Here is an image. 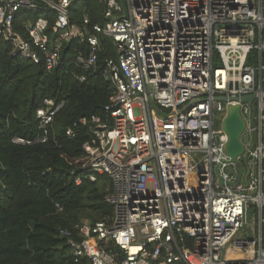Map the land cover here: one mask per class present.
I'll use <instances>...</instances> for the list:
<instances>
[{"label":"built area","instance_id":"obj_1","mask_svg":"<svg viewBox=\"0 0 264 264\" xmlns=\"http://www.w3.org/2000/svg\"><path fill=\"white\" fill-rule=\"evenodd\" d=\"M97 1L103 20L90 31L85 9L82 24L69 21L73 0H0V43L48 72L71 39L87 46L70 61L81 70L97 66L98 35L114 45L101 71L115 88L107 115L65 130L89 126L82 168L92 181L108 176L113 207L109 221H81L76 237L59 230L74 260L264 264V0ZM65 105L45 98L35 113L40 133L13 140L45 142ZM231 105L245 125L236 162L225 152Z\"/></svg>","mask_w":264,"mask_h":264},{"label":"trees","instance_id":"obj_2","mask_svg":"<svg viewBox=\"0 0 264 264\" xmlns=\"http://www.w3.org/2000/svg\"><path fill=\"white\" fill-rule=\"evenodd\" d=\"M82 9L91 31L92 24L103 20L104 5L73 0L71 23L82 24ZM15 25L23 33V26L17 21ZM98 37L97 66L88 70L70 64L77 54H86L84 40L63 43L62 64L50 72L43 63L12 55L7 42L0 43V264H86V259L74 260L59 230L76 237L82 218L93 223L109 221L113 215L106 201L108 176L97 175L92 181L82 168L88 157L82 145L91 137L89 126L73 127L71 136L65 133L81 117L107 115L104 105L115 88L101 71L115 49L109 37ZM78 75L85 80H77ZM49 97L63 98L66 105L48 127L46 141L15 142V137L33 140L40 133L35 113Z\"/></svg>","mask_w":264,"mask_h":264},{"label":"water","instance_id":"obj_3","mask_svg":"<svg viewBox=\"0 0 264 264\" xmlns=\"http://www.w3.org/2000/svg\"><path fill=\"white\" fill-rule=\"evenodd\" d=\"M244 126V120L240 114L239 106H229L228 113L223 121V128L228 135L225 152L235 162L237 160L236 158L243 152L241 135L244 131Z\"/></svg>","mask_w":264,"mask_h":264},{"label":"rangeland","instance_id":"obj_4","mask_svg":"<svg viewBox=\"0 0 264 264\" xmlns=\"http://www.w3.org/2000/svg\"><path fill=\"white\" fill-rule=\"evenodd\" d=\"M220 124H221V121L220 120H217L216 126H219ZM84 220H88V219L87 218H82V221H84ZM248 221L249 222H253V218H252V215H251L250 212L248 213Z\"/></svg>","mask_w":264,"mask_h":264}]
</instances>
